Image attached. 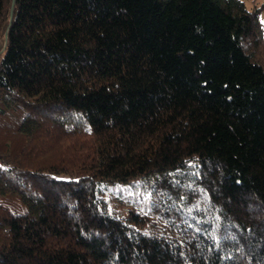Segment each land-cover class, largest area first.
Here are the masks:
<instances>
[{
  "label": "trees",
  "instance_id": "trees-1",
  "mask_svg": "<svg viewBox=\"0 0 264 264\" xmlns=\"http://www.w3.org/2000/svg\"><path fill=\"white\" fill-rule=\"evenodd\" d=\"M263 7L0 0V264H264Z\"/></svg>",
  "mask_w": 264,
  "mask_h": 264
},
{
  "label": "rangeland",
  "instance_id": "rangeland-1",
  "mask_svg": "<svg viewBox=\"0 0 264 264\" xmlns=\"http://www.w3.org/2000/svg\"><path fill=\"white\" fill-rule=\"evenodd\" d=\"M258 1L259 0H248L247 5H248V7H252L254 5V2H256V4H257ZM260 20L264 25V7L260 13ZM1 44L2 43L0 42V45ZM9 142H11V147L13 148L12 150L17 151L22 146L23 139L22 138L20 139L18 137L16 139L9 140ZM9 142H7V143H9ZM4 143H6V141L4 140L3 137H0V145L4 144ZM123 196L125 198L126 203H123L119 206V209H118L119 213H121L124 217L132 218L133 220L143 219L142 217H139V214H138L139 212L137 211V209H134L131 204L127 203V200H131L134 197L139 198L138 195H136L135 192H133L131 190H125L123 193ZM131 209H133L132 212H131ZM133 215H135L136 217L134 218ZM151 229H154V227H151Z\"/></svg>",
  "mask_w": 264,
  "mask_h": 264
},
{
  "label": "crops",
  "instance_id": "crops-1",
  "mask_svg": "<svg viewBox=\"0 0 264 264\" xmlns=\"http://www.w3.org/2000/svg\"><path fill=\"white\" fill-rule=\"evenodd\" d=\"M261 1H262V0H259L258 3H260ZM258 3H257V4H258ZM246 4H248V0H246ZM254 5H256V2H254ZM254 5H253V6H254ZM253 6H252V7H253ZM250 8H251V7H250Z\"/></svg>",
  "mask_w": 264,
  "mask_h": 264
}]
</instances>
